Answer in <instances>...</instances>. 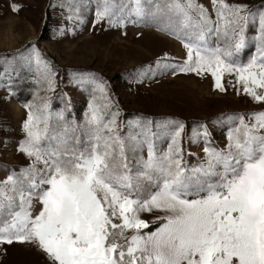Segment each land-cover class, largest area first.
Instances as JSON below:
<instances>
[{"label":"snow or ice","instance_id":"snow-or-ice-1","mask_svg":"<svg viewBox=\"0 0 264 264\" xmlns=\"http://www.w3.org/2000/svg\"><path fill=\"white\" fill-rule=\"evenodd\" d=\"M90 2L58 0L50 7L83 23L80 13ZM211 3L214 18L198 0H95L93 24L151 26L181 42L182 61L165 54L155 68L137 71L138 80L148 73L210 74L214 89L232 85L264 102V7ZM20 7L11 5L13 12ZM64 34L62 27L58 35ZM31 43L21 58L51 91L55 71ZM227 76L234 81L226 85ZM73 82L92 86L82 120L69 119L68 106L52 111L46 95L24 105L17 151L30 163L0 180V245H34L50 264H264V111L215 118L228 126L224 147L201 123L191 140L202 139L203 158L190 164L182 121L153 127L140 116L122 133L106 82L95 73L74 74ZM161 136L170 138L163 151Z\"/></svg>","mask_w":264,"mask_h":264},{"label":"rangeland","instance_id":"rangeland-1","mask_svg":"<svg viewBox=\"0 0 264 264\" xmlns=\"http://www.w3.org/2000/svg\"><path fill=\"white\" fill-rule=\"evenodd\" d=\"M227 2L246 4L249 8L264 7V0ZM13 3L21 6L19 11H12ZM56 3L58 0H0V55L23 61L21 57L27 55L31 42H35L43 59L55 71V88L45 91L47 85L40 83L36 94L50 97L52 111L68 106L69 119L74 115L82 120L92 95V86L87 85L85 90L73 82V77L79 73H95L106 82L109 97L119 107L118 121L124 125L122 133H127L129 120L140 116L151 118L153 127L165 119L182 121L185 125L182 143L190 164L196 163L197 157L203 158L202 139L199 143L191 140L193 129H198L201 123L207 125L213 144L224 147L228 126L214 123L215 118L221 114L264 111V102L254 101L242 90L237 94L232 85H227L228 80L234 81L231 76L225 77V92L214 89L210 74L172 75L169 72L152 77L148 73L149 78L138 80L137 71L147 66L155 68L156 60L165 54L174 61H182L185 50L181 42L151 26L128 23L123 28H114L106 21L94 25L95 0L81 10L83 23L68 21L66 10L50 7ZM198 3L204 5L214 18L211 0H198ZM45 23L52 28L51 36L42 40L39 35ZM62 27L65 34L58 35ZM69 28L73 31H67ZM254 51L253 45L245 51L244 58L247 59ZM112 110H116L115 106ZM26 116L27 109L0 88V180L30 163L27 156L17 151L18 142L25 135L22 125ZM169 142V137L161 136L157 141L159 149L166 150ZM189 152L194 155L188 157ZM142 154L147 156L146 147ZM142 218L151 221L154 216L144 213ZM0 264L50 262L34 245L14 242L0 245Z\"/></svg>","mask_w":264,"mask_h":264},{"label":"trees","instance_id":"trees-1","mask_svg":"<svg viewBox=\"0 0 264 264\" xmlns=\"http://www.w3.org/2000/svg\"><path fill=\"white\" fill-rule=\"evenodd\" d=\"M51 29L45 23L39 38L48 39L51 36ZM24 63L20 59L0 55V88L7 91L22 106L33 101L41 86L37 83L35 68H25Z\"/></svg>","mask_w":264,"mask_h":264}]
</instances>
